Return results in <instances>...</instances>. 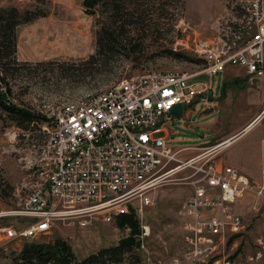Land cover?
Here are the masks:
<instances>
[{
    "label": "rangeland",
    "instance_id": "obj_1",
    "mask_svg": "<svg viewBox=\"0 0 264 264\" xmlns=\"http://www.w3.org/2000/svg\"><path fill=\"white\" fill-rule=\"evenodd\" d=\"M242 1L166 0L147 5L126 1V10L113 25L108 13H101V8L94 13L87 10L83 0H0V11L16 8L46 15L17 26L14 57L0 60L8 99L44 119L41 111L46 107L84 100L122 78L151 72L197 74L204 68V59L196 54V47L208 45L211 49L217 42L218 21L237 13ZM105 29L113 32L114 47L98 45ZM178 41L187 43L188 48ZM2 56L6 57L5 52ZM224 71L225 78L239 77L236 86L223 91L221 76L199 75L198 80L208 78L211 91L184 107L180 119L170 120L168 145L175 161L162 174L176 171L180 161L198 156L202 148L224 142V136L261 110L264 73L251 85L247 79H240L243 69L239 65L229 64ZM260 129H264V118L254 134ZM50 132L51 125L45 122L20 130L0 112V230L22 226L23 222L10 216L28 194V169L38 161ZM235 152V148L227 147L215 159L231 166L226 160ZM193 171L187 168L165 179L151 195L153 205L145 207L141 216L132 207H121L119 210L127 213L111 212L110 223L98 214L83 228L57 224L48 234L0 249V264H12L13 254L27 244L52 243L56 238L66 240L74 255L82 259L129 235V230L117 226L118 218L129 214L135 215L140 227L134 250L143 264H193L183 257L178 215L181 203L191 193L188 182L195 178ZM234 212L243 217L245 231L216 242V250L194 264H264V203L245 197Z\"/></svg>",
    "mask_w": 264,
    "mask_h": 264
},
{
    "label": "built area",
    "instance_id": "obj_2",
    "mask_svg": "<svg viewBox=\"0 0 264 264\" xmlns=\"http://www.w3.org/2000/svg\"><path fill=\"white\" fill-rule=\"evenodd\" d=\"M238 8L218 21L211 49L196 47L204 59L201 72L122 78L94 96L41 111L51 125L50 139L28 169V194L10 216L23 224L0 230V249L48 234L57 224L83 228L98 214L110 223L111 212L127 213L121 207L141 216L153 205L152 193L169 174L162 172L175 161L168 145L170 110L204 97L212 89L208 78L223 75L229 64L239 65L251 85L264 73V0H245ZM199 75L208 78L198 80ZM0 93L7 95L1 74ZM225 148V141L206 146L177 169L194 170L191 193L178 212L183 257L193 264L216 250V242L245 231L243 217L234 212L238 202L254 197L264 203V129L257 179L216 160Z\"/></svg>",
    "mask_w": 264,
    "mask_h": 264
},
{
    "label": "trees",
    "instance_id": "obj_3",
    "mask_svg": "<svg viewBox=\"0 0 264 264\" xmlns=\"http://www.w3.org/2000/svg\"><path fill=\"white\" fill-rule=\"evenodd\" d=\"M43 2V0H39ZM126 1L138 2L147 5L152 2L166 0H83V6L94 13V9L101 8V13H108L116 24L126 10L123 3ZM46 16L45 13L35 11H18L16 8H6L0 11V60L14 57L15 29L20 24L29 23L37 18ZM103 40H98L102 48L114 47L113 32L105 29ZM112 47V48H113ZM111 50V49H109ZM5 52V56L2 53ZM174 56H180L176 53ZM200 62L199 60H196ZM1 74V72H0ZM2 75V74H1ZM2 81L4 78L1 76ZM0 112L6 114V118L13 125L23 131H27L30 125L45 122V119L36 113L19 108L13 105L7 95L0 93ZM117 226L122 230H129V235L121 238L117 244L101 248L98 252L92 253L82 259H78L71 250L66 240L56 238L52 243H30L25 245L18 253L13 254L12 264H143L139 255L135 252L137 246L136 238L140 235L138 220L134 214L121 216L117 220Z\"/></svg>",
    "mask_w": 264,
    "mask_h": 264
},
{
    "label": "crops",
    "instance_id": "obj_4",
    "mask_svg": "<svg viewBox=\"0 0 264 264\" xmlns=\"http://www.w3.org/2000/svg\"><path fill=\"white\" fill-rule=\"evenodd\" d=\"M225 74L226 71H224L223 75H219L223 82L237 78V81H239V77L225 78ZM240 79H246L244 73H242ZM251 116V118L248 119L249 122L247 121L243 125H239L229 134L224 136L223 139L226 141L230 140L231 143L228 148H235L236 151L234 156H231L229 160H225L228 161L231 166L243 172L246 176L252 179H257L261 164V139L263 129L258 130L255 134L254 131L262 123L264 118V104H262L261 110ZM250 135L251 138L244 142V138Z\"/></svg>",
    "mask_w": 264,
    "mask_h": 264
},
{
    "label": "water",
    "instance_id": "obj_5",
    "mask_svg": "<svg viewBox=\"0 0 264 264\" xmlns=\"http://www.w3.org/2000/svg\"><path fill=\"white\" fill-rule=\"evenodd\" d=\"M238 83L237 79L227 80L222 83V90L225 91L227 87H234ZM170 115L172 119H180L182 117V107L181 105H176L170 110Z\"/></svg>",
    "mask_w": 264,
    "mask_h": 264
},
{
    "label": "bare ground",
    "instance_id": "obj_6",
    "mask_svg": "<svg viewBox=\"0 0 264 264\" xmlns=\"http://www.w3.org/2000/svg\"><path fill=\"white\" fill-rule=\"evenodd\" d=\"M225 143H226V146L229 147L231 142H230V140H227ZM178 172H179V170H176V171L171 172L170 174H168L166 176V179L172 177L174 174H176Z\"/></svg>",
    "mask_w": 264,
    "mask_h": 264
}]
</instances>
